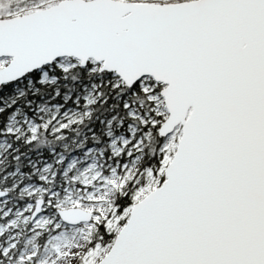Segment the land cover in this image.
<instances>
[{
    "label": "snow or ice",
    "instance_id": "1",
    "mask_svg": "<svg viewBox=\"0 0 264 264\" xmlns=\"http://www.w3.org/2000/svg\"><path fill=\"white\" fill-rule=\"evenodd\" d=\"M0 264H264V0H0Z\"/></svg>",
    "mask_w": 264,
    "mask_h": 264
}]
</instances>
